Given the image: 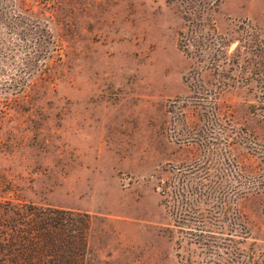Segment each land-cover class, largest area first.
Instances as JSON below:
<instances>
[{
  "label": "rangeland",
  "instance_id": "374dc122",
  "mask_svg": "<svg viewBox=\"0 0 264 264\" xmlns=\"http://www.w3.org/2000/svg\"><path fill=\"white\" fill-rule=\"evenodd\" d=\"M263 159L264 0H0V200L89 212L86 264H253Z\"/></svg>",
  "mask_w": 264,
  "mask_h": 264
},
{
  "label": "trees",
  "instance_id": "16d2710c",
  "mask_svg": "<svg viewBox=\"0 0 264 264\" xmlns=\"http://www.w3.org/2000/svg\"><path fill=\"white\" fill-rule=\"evenodd\" d=\"M188 5L186 12L191 26H200L202 12L208 5H202L198 12L190 2ZM197 177L194 188L197 197L190 204L192 210L201 212L202 201L210 203L213 193L207 189L208 179ZM241 177L242 174L237 177L236 184L239 195L248 192L264 195V159L257 172L246 176V180ZM172 184L167 180V186ZM219 204L226 208L228 202L224 199ZM237 214L241 215L239 210ZM202 223L205 232H215L208 228L211 222L207 218ZM90 227L91 215L86 211L32 201L0 200V264H86ZM250 256L253 264H264V253L257 255L253 251Z\"/></svg>",
  "mask_w": 264,
  "mask_h": 264
}]
</instances>
